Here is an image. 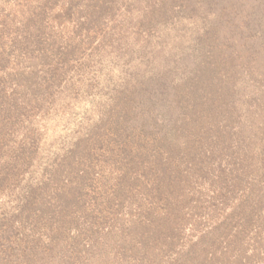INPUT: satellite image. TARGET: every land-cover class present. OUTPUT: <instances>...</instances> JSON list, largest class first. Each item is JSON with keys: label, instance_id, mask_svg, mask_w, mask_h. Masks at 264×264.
Listing matches in <instances>:
<instances>
[{"label": "rangeland", "instance_id": "obj_1", "mask_svg": "<svg viewBox=\"0 0 264 264\" xmlns=\"http://www.w3.org/2000/svg\"><path fill=\"white\" fill-rule=\"evenodd\" d=\"M33 1L0 0L42 81L0 69V264H264V0Z\"/></svg>", "mask_w": 264, "mask_h": 264}, {"label": "trees", "instance_id": "obj_2", "mask_svg": "<svg viewBox=\"0 0 264 264\" xmlns=\"http://www.w3.org/2000/svg\"><path fill=\"white\" fill-rule=\"evenodd\" d=\"M5 1L6 0H4V2ZM34 2H35V0L33 1V3ZM36 9L40 10L42 13L44 11L50 10V9L44 8L43 6L38 7ZM11 22L12 23L10 25L3 26L2 28H5L6 31H8L9 28H12L13 29V38L12 39L13 40L17 41L20 39L24 43L30 44L29 42L32 41L33 39H31L30 37H28V38L22 37V33H21V29L26 24L25 25L22 24L20 19H17V18H13L11 20ZM33 32L37 33L35 27L33 28ZM41 36H43V35H41ZM36 42H37L38 46H40L39 41L36 40ZM11 48H14L15 50L11 49ZM24 48H25V46H23L19 42H17L16 44L9 46L8 52L7 51H1L0 52V69L2 70L1 75L8 77L9 80H11L13 82L16 80H20V82H22L24 84H28V85L30 84L34 88L35 86L39 85V83H42V81L40 78L37 79L38 75H36V74L39 72L38 70H36L35 68L27 70V67L25 65H22L23 57H21V56L31 57L29 55L30 51L24 50ZM45 53H47V51H44V53H42V54L44 55ZM40 56H41V54L38 56V58ZM45 57H46V61L48 62V64H47V66H44V67L47 68L50 72V68H52L53 63L49 64L47 54H45ZM26 60H28V58H26ZM219 62L222 63V59ZM42 64H43V62H42ZM224 66H226V64H224ZM1 75H0V83L2 82V76ZM211 88L212 87H210V89L208 91H210ZM211 91L213 92V90H211ZM0 101L2 102V103H0V117H5V119H6V120H3V121H5V123L1 122L0 128L3 127L5 130H9V128L11 126V122L13 120H15L16 117L19 115V109L21 106L18 105V102H20V101L11 100L10 102L6 103L5 100L2 99L1 97H0ZM199 117L201 118L202 116H199V113H198L196 115L195 120L197 121ZM0 130H3V129H0ZM163 130L164 129H161L160 132ZM166 138H168V135H166V136L163 135V139L166 140ZM175 160H178L179 162H181L179 159H175ZM173 174H174V172L172 171V167H171L170 168V178H173Z\"/></svg>", "mask_w": 264, "mask_h": 264}]
</instances>
